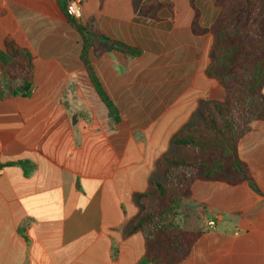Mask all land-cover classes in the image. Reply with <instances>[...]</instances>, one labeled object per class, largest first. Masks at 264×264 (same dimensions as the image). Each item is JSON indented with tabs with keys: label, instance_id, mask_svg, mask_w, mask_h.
Segmentation results:
<instances>
[{
	"label": "crops",
	"instance_id": "crops-1",
	"mask_svg": "<svg viewBox=\"0 0 264 264\" xmlns=\"http://www.w3.org/2000/svg\"><path fill=\"white\" fill-rule=\"evenodd\" d=\"M62 6L0 0V51L12 40L32 58L28 95L11 94L0 65V264H139L145 237L128 233L142 211L137 196L159 177L172 138L200 121L202 104L225 99L206 74L217 8L213 0H84L81 22L140 51L100 39L88 54L117 123ZM196 15L204 32L194 31ZM238 152L252 181L193 183L181 209L193 211L185 227L201 235L179 264H264V122L251 125Z\"/></svg>",
	"mask_w": 264,
	"mask_h": 264
},
{
	"label": "trees",
	"instance_id": "trees-1",
	"mask_svg": "<svg viewBox=\"0 0 264 264\" xmlns=\"http://www.w3.org/2000/svg\"><path fill=\"white\" fill-rule=\"evenodd\" d=\"M227 2L224 1V3ZM259 2L264 3V0H244L232 7L228 3L224 17L220 16L210 29L213 42L210 50L211 62L206 74L223 86L226 93L225 102L203 103L198 125L189 126L172 138L171 146L183 152L163 156L157 169L165 176L166 181L171 180L173 184L157 180L152 182L145 193L137 196L142 211L134 220L128 233L142 231L145 237L147 251L139 264H179L188 257L193 244L201 235L199 232L184 231L176 227L158 228L151 231L149 225L161 218L164 210L148 208V204L151 205L155 201L172 203L176 196L186 199L190 196L193 183L198 180L221 181L230 185L252 181L248 166L239 157L238 145L245 134L250 132L254 122H264V44L256 57L250 60L251 68L248 79L237 81V84L235 80L233 87H230L227 84L228 75L235 70L240 47L244 49L249 43L246 40L249 31L246 29L243 39H239L228 30H221L233 22L240 23L244 15L252 16ZM62 3L67 21L84 37L83 61L90 79L99 97L108 108L110 116L118 123L121 120L120 113L97 76L88 54L100 39L110 42L115 49L125 54L137 56L140 51L100 35L91 29L88 22L77 23L67 13L66 0H62ZM197 17L196 15L193 23L194 31L204 32L197 27ZM252 26H256V30L264 36V21ZM0 65L2 69L9 68L10 86H15L11 94L13 96L28 95L30 92L29 78L32 75L31 56L15 42L8 40L5 52L0 51ZM235 85L240 88V93L231 95ZM231 98L239 111L230 107L228 102ZM3 167L0 166V170ZM178 170H195L200 171L201 174L194 179H188L185 174L173 173ZM174 235L179 239L177 244L181 249L180 252L172 249Z\"/></svg>",
	"mask_w": 264,
	"mask_h": 264
},
{
	"label": "rangeland",
	"instance_id": "rangeland-1",
	"mask_svg": "<svg viewBox=\"0 0 264 264\" xmlns=\"http://www.w3.org/2000/svg\"><path fill=\"white\" fill-rule=\"evenodd\" d=\"M213 1H214L215 7L217 8V17H216V21H217V19H219L220 16L224 17V15L226 14L228 3L231 4L230 6L232 7V5L233 6L237 5L243 2L244 0H213ZM224 1H228V2L224 3ZM252 18H254V20ZM261 21H264V3L259 2L256 4L254 13H252V16L244 15L240 23L233 22L230 25H228L227 28H223L221 30V31H223L224 29L228 30L229 33L233 34L234 36H237V38L239 39L240 38L243 39L244 34H245L244 32L246 29L249 31V35L246 37V40L249 43L244 49L240 47L239 56H238V60L235 66V70L233 71L232 74L228 75L227 84L230 87H233L235 80L237 84V81H243L244 79H248V75L250 74V68H251L250 60L256 57V55L259 53V51L261 50L264 44V36L261 33H259L258 30H256V26H252L255 23L257 22L259 23ZM231 78L232 80H230ZM239 89L240 88L237 85H235V89L233 90V94L231 95H234L237 93L239 94L240 93ZM224 102H225V99H224ZM228 103L232 109L236 111L238 110V108L235 107V104L232 98L229 100ZM199 122L191 126L198 125ZM174 152L180 153V152H183V150H180V149H177L176 147L171 146V150L169 154L174 153ZM157 171L159 173V177L155 181L160 180L161 182H164V183L166 182L169 184H173L171 180L166 181L165 176L160 174L161 171L159 169H157ZM173 173L174 174L176 173L185 174L186 176H188V179H194L196 176H199L201 174L200 171H195V170L194 171L178 170ZM173 199L175 200V202L173 200L174 203L173 202L168 203L165 201H155L153 204L151 203V205L148 204V208L164 210L162 217L157 219L156 221H154L152 224L149 225V229L151 231L158 229V228L172 229L173 227H176L177 229H181L184 231H188L187 227H185V224L189 221L188 219L191 218L192 216L191 213H193V211L191 209L190 210L181 209V207L184 206V204L182 205V203H184L183 201L185 198L176 196ZM178 240L179 239L176 235L172 237V242L174 243L172 246V249L175 252L181 251V249L179 248L177 244Z\"/></svg>",
	"mask_w": 264,
	"mask_h": 264
},
{
	"label": "built area",
	"instance_id": "built-area-1",
	"mask_svg": "<svg viewBox=\"0 0 264 264\" xmlns=\"http://www.w3.org/2000/svg\"><path fill=\"white\" fill-rule=\"evenodd\" d=\"M67 13L77 23H81L84 13V0H66ZM211 226H215V223H210Z\"/></svg>",
	"mask_w": 264,
	"mask_h": 264
}]
</instances>
